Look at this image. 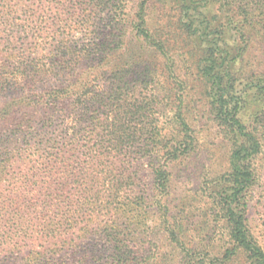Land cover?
I'll return each mask as SVG.
<instances>
[{"label":"trees","instance_id":"16d2710c","mask_svg":"<svg viewBox=\"0 0 264 264\" xmlns=\"http://www.w3.org/2000/svg\"><path fill=\"white\" fill-rule=\"evenodd\" d=\"M212 1L217 4V25L214 17L199 12L195 0H182L178 8L182 32L200 46L197 70L202 81L211 86L212 115L231 142L226 185L211 197L212 207L226 224L231 254H243L248 264H264V251L249 226L252 193L264 160V104L250 129L238 117L245 104L240 89L245 78L264 84L263 65L247 59L252 46L258 40L264 42V0ZM135 34L143 42L150 40L144 21ZM117 42L123 44L121 38ZM98 47L103 48L104 41L100 40ZM98 53L104 59L103 53ZM88 72L42 97L41 112L68 106L75 113L60 135L45 140L47 135L41 133L44 119L35 127L31 119L15 123L12 110L26 99L23 94L0 110V124L12 126L0 134V264L54 263L60 255L74 254L82 242L93 238L103 242L109 252L108 260L98 264H170L172 260L160 253L151 225L155 213L144 207V197L135 191L136 172L131 171L129 158L138 156L132 148L137 135L125 119L134 115L133 108L123 104V96L128 94L118 91L103 96L95 84L103 71L95 73L93 80ZM114 74L120 82L122 73ZM38 106L29 105L31 109ZM149 107H140V111ZM177 117L180 130L169 142L163 144L160 134L153 139L160 146L157 161L151 158L153 184L160 195L168 192L170 184L167 163L188 153L194 143L185 117ZM16 160H29L35 168L43 169L35 176L40 186L32 188L29 195L23 194V188L11 196L6 187ZM165 224L171 250L183 256L181 264H215L195 254V237L175 219L170 217Z\"/></svg>","mask_w":264,"mask_h":264},{"label":"rangeland","instance_id":"374dc122","mask_svg":"<svg viewBox=\"0 0 264 264\" xmlns=\"http://www.w3.org/2000/svg\"><path fill=\"white\" fill-rule=\"evenodd\" d=\"M181 1L0 0V110L23 94L27 100L18 101L12 110L16 113L15 123L31 119L35 127L44 121L45 129L49 128L41 132L47 135L45 140L60 135L64 127L71 125L75 113L68 106L41 112L42 97L73 83L84 71H89L91 80L95 73L103 71L100 81L95 82L103 96L126 93L123 104L133 108L134 115L125 119L137 135L132 148L138 156L132 155L129 165L136 172L135 191L144 197V207L155 213L151 225L160 253L168 256L166 260L172 259L170 264L182 262V254L171 250L172 244L164 233L165 222L172 217L195 237V254L205 261L248 264L243 254H231L233 245L226 224L212 207L211 197L226 185L231 142L212 115L211 86L202 81L197 70L199 43L194 37H187L179 26ZM195 3L200 13L206 12L209 18H215V25L219 23L216 2ZM141 20L150 37L148 42L135 36ZM118 38L123 44L117 42ZM100 40L104 47L98 50ZM247 59L260 62L264 68V42L258 40ZM96 67L99 69L95 71ZM115 72L122 73L120 82ZM245 79L240 87L245 104L238 117L250 129L264 104V84ZM31 104L39 106L31 109ZM148 105V111H140V107L147 109ZM180 114L191 129L194 143L188 153L167 163L170 184L168 192L160 195L151 170V158L157 161L160 146L153 139L160 134L163 144L169 142L173 133L180 130L175 121ZM9 126L0 124V134L12 130ZM260 162L249 226L264 251V160ZM12 165L5 181L9 195H17L23 188V194L29 195L32 188L40 186L35 176L42 174V168H35L29 160H16ZM108 255L106 245L93 238L82 242L74 254H62L50 264H98L107 261Z\"/></svg>","mask_w":264,"mask_h":264}]
</instances>
